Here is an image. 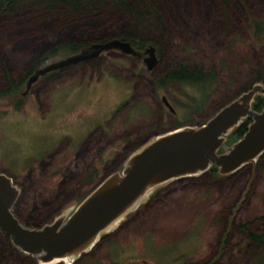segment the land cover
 <instances>
[{
	"label": "rangeland",
	"instance_id": "rangeland-1",
	"mask_svg": "<svg viewBox=\"0 0 264 264\" xmlns=\"http://www.w3.org/2000/svg\"><path fill=\"white\" fill-rule=\"evenodd\" d=\"M170 2L156 3L168 30L163 62L178 61L202 71L213 68L218 73L213 81H202L198 87L186 82L156 85L152 93L146 70L138 68L137 78L131 67L112 70L108 66L118 63L112 58L111 63L101 66L98 79L97 75L88 78V70L78 69L74 74L63 73L49 81L38 80L32 86L38 99L20 96L24 87L21 84L16 96L26 100L20 111H5L7 102L0 99V167L13 175L17 183L19 193L11 209L16 218L30 215L34 223L43 224L71 211L101 178L121 170L126 156L143 143L147 134L165 132L176 123L199 125L218 106L258 82L254 78L264 65V35H253L251 25L263 19L264 0ZM18 4L28 9L33 1L20 0ZM165 8L170 11L164 13ZM34 14L32 10L23 12L22 16L30 20L26 26H18L10 14L0 15V54L7 60L11 77L30 62H36L33 60L39 53L56 45L70 28L69 25L50 34L43 28L50 19L43 24ZM112 21L100 18L97 25L101 27L94 35L104 30L116 33L118 27ZM68 53L64 49L45 53L48 55L45 61H38L33 67ZM163 62L155 66L156 75L162 73ZM112 71L120 77L118 80L111 76ZM200 90L208 91L204 101ZM130 93L134 95L129 100L130 108L112 120L110 109L128 100ZM162 95L173 112L160 106ZM79 112L89 116L86 123L90 127L94 122L95 125L102 122L91 116H103L106 145L103 153H97L94 145L89 146L86 157L75 167L71 164L69 147L83 138L79 139L77 129H73L72 137L63 133L69 132L70 121ZM58 146L60 153L53 155ZM86 170L89 174L86 181L80 180ZM79 181L83 183L81 186ZM75 191L78 193L70 197ZM262 215L264 152L256 162L218 179L209 180L201 173L154 188L142 203L109 229L106 240H98L73 263L264 264V253L252 259L257 250H248L244 236L236 230ZM123 222L127 223L119 229ZM1 243L0 237V252ZM17 251L0 254V264H39L34 257L21 256Z\"/></svg>",
	"mask_w": 264,
	"mask_h": 264
},
{
	"label": "water",
	"instance_id": "water-1",
	"mask_svg": "<svg viewBox=\"0 0 264 264\" xmlns=\"http://www.w3.org/2000/svg\"><path fill=\"white\" fill-rule=\"evenodd\" d=\"M111 49L140 55L127 41L117 38L92 43L78 53L34 69L21 94L47 72ZM143 54V65L151 70L157 63L155 48L148 45ZM256 95L264 96L261 82L252 84L199 125H181L150 136L126 156L120 171L104 176L71 211H64L38 227L26 226L13 215L11 209L19 191L11 178L0 172V231L15 249L34 257L39 264H72L154 188L199 175L211 166L225 176L256 162L264 152V106L259 111L251 108ZM161 100L173 112L165 97ZM243 119L249 120L245 132L225 146L226 136Z\"/></svg>",
	"mask_w": 264,
	"mask_h": 264
},
{
	"label": "trees",
	"instance_id": "trees-1",
	"mask_svg": "<svg viewBox=\"0 0 264 264\" xmlns=\"http://www.w3.org/2000/svg\"><path fill=\"white\" fill-rule=\"evenodd\" d=\"M32 1L33 4L27 9L26 7L18 4L20 0H0V15L3 13L10 14L13 16V19L16 20V24L18 26H26L30 25V20L22 16V14L25 10H32L35 12V18L40 20L43 24L44 21L50 19V22L46 26H43V28L50 32V34L56 32L57 29L61 30V28H66L70 25V28L64 35L61 36V39H59L60 41L47 51L40 52L35 60L40 59V57L45 53L52 54L54 51L59 49L73 52L79 47L86 46L90 43L102 42L113 37H117L121 40L128 41L137 49H143L147 45L154 46L159 54L158 65L163 62V44L166 41L168 30L166 24L167 22L164 20L163 15L156 6V3H158L159 0ZM165 1H167V3L170 1L172 2V0ZM222 1L226 2V0ZM168 11H170V9L165 8L164 13H167ZM100 18L111 21L113 20L112 24L113 22L116 23L118 31L116 33H112V30H104L102 34L99 33L98 35H94V33L101 27L97 25ZM79 24L82 25L78 27ZM112 24L110 25L112 26ZM106 25V22L103 23V29H105ZM251 26L253 35H264V17L260 21H253ZM39 32H42V29H39ZM60 33L62 32H59V34ZM38 40L41 39L38 38ZM6 61V58L0 54V75L2 79L0 84V98L7 96L17 97L16 95L18 94L19 87L21 86L24 78L31 72L32 65H26L19 74H16L15 77H11ZM163 63L164 68L162 73L160 75H156L157 79L154 80L155 86L158 85L161 87L169 83L186 82L198 87L202 81H213V78H216L218 74L213 68L209 71H202L199 67L189 66L178 61H164ZM254 80L261 82L264 85V65L256 72ZM210 89L213 91L214 88H209L208 90ZM244 89L245 87L242 90ZM205 90H207V88ZM205 90H200V97L203 101L208 93V91ZM222 106L223 105L218 106V109ZM263 106L264 96L256 95L251 104V108L259 111ZM248 122V119H243L236 127H234L226 136L224 145L229 146L237 140L245 132ZM194 124L195 123L189 122H186L185 124L176 123L174 126L169 128V130L181 125ZM135 147L136 145L131 149ZM221 151L222 150L219 149V152ZM204 175L207 176L209 180L222 177L217 173L214 166H211L206 172H204ZM18 220L22 224L29 227H38L42 225L34 223L30 215L27 218H20ZM236 230L244 236L246 240L245 246L248 250H257L252 259L258 254H261L262 252L264 253V215L258 216L245 224L239 225L236 227ZM108 236V234L101 235L99 242L106 240ZM0 237L2 240V250L0 254L7 255L8 251H17L10 243L8 237L1 231ZM17 254L21 255L23 253H19V251H17Z\"/></svg>",
	"mask_w": 264,
	"mask_h": 264
},
{
	"label": "flooded vegetation",
	"instance_id": "flooded-vegetation-1",
	"mask_svg": "<svg viewBox=\"0 0 264 264\" xmlns=\"http://www.w3.org/2000/svg\"><path fill=\"white\" fill-rule=\"evenodd\" d=\"M113 38H117V37H113ZM117 39H119V38H117ZM105 41H107V40H105ZM105 41H102V42H93V43H103ZM123 41H125V40H123ZM91 44L92 43H90V44H88L86 46L79 47L76 51H73V52H70L69 51V53L66 56H64L63 58H65V57H67L69 55L78 53L80 50L88 47ZM131 47L133 49L139 51L140 52V55L123 54V53H121L120 51H118L116 49L101 51L96 57L83 59V60H80V61H78L76 63L69 64L67 66H64V67H61V68H57V69L51 70V71L45 73L44 75L39 76L33 83H31V85H30L29 89L27 90V92L24 95L21 94L22 91L24 90L26 79L34 71V69L38 68V67H33V65L36 62H38V61L39 62L45 61L44 58H46V56H48L49 54L48 55H43L37 61L36 60H33V61H36V62H33V63L30 62L29 63V64L32 65V69H31V72L24 78V80L22 82V84H23L24 87H23L22 91L20 92V96L26 97L28 95H31L35 99H38V98H36L38 96L37 93H35V91H33V89H32V86L35 83H37L38 80H42V79H45L46 78L49 81V79L52 80L56 76H60L63 73L74 74L78 69H81L82 71L88 70L89 71V74H90L88 78H91L93 75H97L96 78L98 79L99 76H101V74H102V68H101V66L102 65L103 66H106L109 63H111V62H109V60L112 59V58H116L118 63L112 64V65L108 66L110 69L115 70V68L118 69L119 67L120 68H123V69L128 68V67H131L132 68V71H131L132 74H134V77L137 78L138 76L136 75L135 72H136V70L138 68L139 69L146 70L145 67H144V65H143V56H144L143 49L145 47L143 49H137L133 45H131ZM155 56L157 58V63L155 64V66H157L158 63H159V54L156 51V49H155ZM63 58H60V59H63ZM60 59H57V60H60ZM57 60H55V61H57ZM51 62H54V61H51ZM51 62H48V63H46L44 65H47V64H49ZM125 63L127 65H125ZM44 65H42V66H44ZM42 66H40V67H42ZM155 66L151 70H146V72L149 74V77H147V79H148V81H150V86H152L151 87L152 93L154 92V89H155V81L154 80L157 79L156 78V74H155V69H156ZM111 76L114 77L117 80H118V78H120L119 76L115 75L113 73V71L111 72ZM44 84H46V83L44 82ZM133 86H134V84H133ZM133 96L134 95L130 93V96H129L128 100H126V101H124L122 103H119L114 108L110 109V111H111L110 116H112V118H111L112 120L115 119V117L119 113H121V111L128 110L130 108V105L132 103V102H130V101H132L130 98L133 99ZM161 97H160V102H161V105L160 106L163 107L165 105L162 103ZM0 99H5V101L7 102L5 111H7V110H10V111H20L21 108H22V106L24 105V100H26V99H23V98L8 97V96L7 97H4V98H0ZM93 117H96L95 120L102 121L101 124L99 125L98 123H96L97 125H95L94 124L95 122L93 121L94 123H93L92 127H90L86 123V120L89 118V116L86 113H83V112L76 113L72 117V119L70 121V130H69V132L63 133V134L70 135V137H72V134L75 133V132H73V129H77L78 132H79V135H80L79 136V139L83 138V139L80 140V142L77 141V142L74 143V145L71 144V146L69 147V152H72V157H71L72 161H71V164H73L75 167H77V165L80 164V162L83 160L84 156L86 157V153L89 152V150H88L89 149V146L94 145L97 148V153H100V152L103 153V148H105L106 142L103 144V137L105 136V134H106L105 132L106 131L103 129V123H104L103 116L102 115L99 116V117H97L96 115L91 116V118L94 120ZM40 119L42 120V117L41 116H40ZM152 134H155V132H153ZM149 136H151V135L147 134L145 136V138L143 139V141L146 140ZM107 144H111V141H107ZM60 149H61L60 146L56 147L52 154L54 155L56 153H60ZM46 164H48V163H46ZM27 168H31V167L29 166ZM87 168H90V165ZM0 172H2L5 175L9 176L11 178L13 184H17L16 183V180L13 177V175L7 174L5 171H3V169L1 167H0ZM87 172H88V170L85 171V173L82 175V177L80 178V180L86 181L87 176L89 175ZM82 184H83L82 182H80V181L78 182V186H81ZM77 193L78 192L75 191L74 193H70L69 196L70 197H74ZM126 223L127 222L122 223L123 225L121 224V226L119 227V229L122 228Z\"/></svg>",
	"mask_w": 264,
	"mask_h": 264
}]
</instances>
